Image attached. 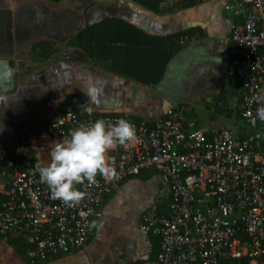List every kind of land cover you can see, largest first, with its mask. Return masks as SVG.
<instances>
[{
  "label": "crops",
  "instance_id": "1",
  "mask_svg": "<svg viewBox=\"0 0 264 264\" xmlns=\"http://www.w3.org/2000/svg\"><path fill=\"white\" fill-rule=\"evenodd\" d=\"M228 1L206 0L170 11L159 5L152 10L134 0H0V60L14 72L11 82L0 86V202L7 183L2 173L10 158L27 154L34 169L36 164L46 166L54 145L68 136L50 127L62 101L80 116L121 115L148 123L169 108L184 105L187 116L207 133L226 129L244 136L246 128L239 125V116L232 128V111L240 109L241 90L226 72L233 20L224 8ZM119 23L149 38H142L152 44L144 52L158 50L150 37H161L170 51L163 76L155 84L113 66L110 60L94 59L77 44L88 27L110 28L105 32L114 33ZM202 112L208 119L203 127ZM166 197L169 193L161 187L157 172L146 180L129 177L105 198L98 224L108 212L119 211L138 228L144 211ZM97 229L93 227L83 247L46 260L28 258L12 236L0 237V264H92L90 245ZM143 234L147 246L139 258L118 260L124 255L119 252L109 264L147 258L151 243Z\"/></svg>",
  "mask_w": 264,
  "mask_h": 264
},
{
  "label": "built area",
  "instance_id": "2",
  "mask_svg": "<svg viewBox=\"0 0 264 264\" xmlns=\"http://www.w3.org/2000/svg\"><path fill=\"white\" fill-rule=\"evenodd\" d=\"M156 1L169 8L177 0ZM224 8L233 16L226 72L241 90L245 135L226 129L207 133L187 116L184 105L148 123L121 115L80 116L62 101L50 123L59 135L97 119H125L135 125L136 139L107 151L109 173L77 188L86 195L71 207L51 197L29 155L10 158L2 173L7 183L0 202V237L22 238L32 260L79 249L117 185L153 170L171 200L163 213L162 201L142 214L139 229L158 237L159 250L138 264H244V259L264 264V122L256 117L257 98L264 95V0H229Z\"/></svg>",
  "mask_w": 264,
  "mask_h": 264
},
{
  "label": "clouds",
  "instance_id": "3",
  "mask_svg": "<svg viewBox=\"0 0 264 264\" xmlns=\"http://www.w3.org/2000/svg\"><path fill=\"white\" fill-rule=\"evenodd\" d=\"M14 72L9 63L0 60V86L11 82ZM261 105L256 109V117L264 122V95L257 98ZM136 139L133 123L119 119L115 123L97 119L69 131L63 142L56 143L50 152V161L46 166L35 165L34 171L40 181L47 184L51 197L71 207L79 204L86 193L76 185L97 183V175L109 173L106 153L117 144ZM115 175L114 172L111 173ZM93 220L90 227H101Z\"/></svg>",
  "mask_w": 264,
  "mask_h": 264
},
{
  "label": "trees",
  "instance_id": "4",
  "mask_svg": "<svg viewBox=\"0 0 264 264\" xmlns=\"http://www.w3.org/2000/svg\"><path fill=\"white\" fill-rule=\"evenodd\" d=\"M134 1L152 10H156L159 5L156 0ZM195 3L199 2L195 0H180L175 2V4L168 9L170 11H175L179 8L192 6ZM106 29H100L97 28V26L88 27L78 36L77 44L94 59L98 60L102 57L103 59L110 60L113 66L128 69L132 75H140V78H144L146 82L155 84L162 78L167 61L171 58V53L165 48L164 44H161V37H150V39L154 40L156 44L158 43V50L155 53H146L143 51L145 50L144 47L148 45L152 46V44L149 43L148 40L143 41L142 38H149L133 26L119 23V25L114 28V33L105 32ZM180 35L182 34H176V36ZM139 38H141V41H138ZM162 39V42L166 43L165 40L168 38L164 37ZM122 41L125 42V45L119 44ZM237 113L239 117L242 116L240 109ZM154 173L156 172L153 170H143L133 177L146 180ZM170 200V196L166 197L165 200L159 204V213L166 211L167 204ZM12 238V241L16 246L26 251L27 244L22 238L15 236H12ZM149 240L151 243V251L147 258H152L159 250V239L156 236H150ZM242 261L244 264H247V260L244 259ZM138 263L139 261H135L129 264Z\"/></svg>",
  "mask_w": 264,
  "mask_h": 264
},
{
  "label": "rangeland",
  "instance_id": "5",
  "mask_svg": "<svg viewBox=\"0 0 264 264\" xmlns=\"http://www.w3.org/2000/svg\"><path fill=\"white\" fill-rule=\"evenodd\" d=\"M203 113L205 112L199 116L201 127L207 125L208 122ZM237 116V110L234 108L232 111V128ZM239 118L241 119L238 121L240 122L239 125L244 126L242 116ZM100 225L102 226L98 227L90 245V258L94 259L92 264H100L102 261H106L108 264L112 263L119 252L124 255L118 257V260L139 258L146 250L147 240L139 230V226L137 228L134 220L123 216L122 212H108Z\"/></svg>",
  "mask_w": 264,
  "mask_h": 264
}]
</instances>
